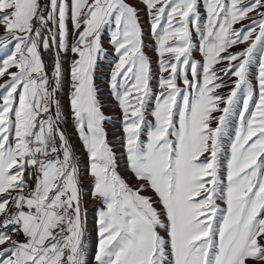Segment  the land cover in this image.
Returning a JSON list of instances; mask_svg holds the SVG:
<instances>
[{
	"label": "snow or ice",
	"instance_id": "1",
	"mask_svg": "<svg viewBox=\"0 0 264 264\" xmlns=\"http://www.w3.org/2000/svg\"><path fill=\"white\" fill-rule=\"evenodd\" d=\"M0 264H264V0H0Z\"/></svg>",
	"mask_w": 264,
	"mask_h": 264
},
{
	"label": "rangeland",
	"instance_id": "2",
	"mask_svg": "<svg viewBox=\"0 0 264 264\" xmlns=\"http://www.w3.org/2000/svg\"><path fill=\"white\" fill-rule=\"evenodd\" d=\"M105 39H107V36H105ZM146 42L150 44V42H148V41H146ZM105 47L109 49V54H110V58H111V56L114 55V54L111 53L110 46L107 43H105ZM149 54L154 56L153 53H149ZM104 67L105 68L108 67L107 62H104ZM154 67H155V65H154ZM97 75L103 77V76H106L107 75V72L97 73ZM98 83H100L102 87H105V85L103 83V79H101L100 81H98ZM65 105L67 106V99L66 98H65ZM106 112L109 113V114H115V113H118V109L107 108L106 109ZM109 130L111 131V126L109 127ZM69 131L71 132V128L70 127H69ZM110 139H112V137H110ZM74 143H75V140H74ZM89 226L91 227V223L89 224Z\"/></svg>",
	"mask_w": 264,
	"mask_h": 264
}]
</instances>
